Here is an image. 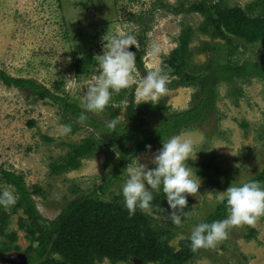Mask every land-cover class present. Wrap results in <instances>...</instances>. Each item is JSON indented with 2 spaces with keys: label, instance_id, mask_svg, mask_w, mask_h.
Wrapping results in <instances>:
<instances>
[{
  "label": "rangeland",
  "instance_id": "obj_1",
  "mask_svg": "<svg viewBox=\"0 0 264 264\" xmlns=\"http://www.w3.org/2000/svg\"><path fill=\"white\" fill-rule=\"evenodd\" d=\"M220 1L224 9L237 7L247 10L250 18L264 20V0H0V70L14 77L34 78L51 92L85 109L86 86L99 74L98 55L102 54L110 36L125 29L136 36L138 50L142 52L145 72L134 69L137 83L150 65L159 67L168 76L165 57L177 46L178 35L187 27L191 34L183 58L189 70H202L209 58H216L219 50L227 47L220 32L231 38V44H240L236 51L240 60L249 56L264 60V41L246 44L224 28L214 30L204 14L188 9L191 4L205 2L206 6H212ZM151 42L158 43L161 48L155 57L149 55ZM84 57H88L87 64L82 63ZM73 82L80 88L70 87ZM136 87L134 84L125 89L119 101L111 97V110L90 113L106 118L117 108V118L122 120L128 95H132L135 113L142 118L145 127L153 126L159 113L145 106L141 111L137 109ZM193 91L192 86L168 87L167 93L153 103L162 101L170 110L186 109L191 105ZM216 108L210 122L178 134L191 139L197 151L186 163L196 174V163L202 159L211 160L227 173L229 183L250 180L264 166V81L219 83ZM64 116L60 106L50 100L5 86L0 81V166L23 176L38 212L46 221L53 220L71 200L92 193L108 177L113 179L111 186L102 195H96L97 198L107 201L118 196L127 168L136 160L148 168L155 167L152 157L160 148L156 146L139 152L124 166L119 159L115 160L116 153L107 150L99 133L85 126L63 132ZM91 135L99 140L102 149L93 157L80 159L76 169L49 173V163L60 162L61 156L71 150L69 145L80 144ZM108 156L112 161L105 167ZM199 180L198 192L185 194L190 202L189 216L181 214L179 227L168 224L166 206L155 201L156 195L162 193L160 189L153 192L150 213L138 208L174 250L180 248L182 240L188 239L194 225L210 218L220 204L215 202L217 191L227 187L224 175L219 177L217 190L205 179ZM5 188L15 193L13 186L0 175V189ZM25 217L18 207L5 225L6 233H16V244L22 252L29 240L26 232L18 227V221ZM3 240L6 241L0 236V246ZM12 252L15 251L3 253ZM31 264H40V261L34 260ZM93 264L111 263L103 259ZM116 264L135 262L131 258L129 263ZM187 264H264V215L252 226L231 228L225 240L214 248L196 253Z\"/></svg>",
  "mask_w": 264,
  "mask_h": 264
},
{
  "label": "trees",
  "instance_id": "obj_2",
  "mask_svg": "<svg viewBox=\"0 0 264 264\" xmlns=\"http://www.w3.org/2000/svg\"><path fill=\"white\" fill-rule=\"evenodd\" d=\"M220 3L206 6L205 2L191 4L188 9L201 12L214 30L226 29L236 35L246 44H255L264 41V20L250 18L247 10L237 7L224 9ZM251 6H247L250 9ZM189 27L178 35L177 46L165 57L167 68L165 72L170 77L167 87L176 85L192 86L191 105L182 110H170L164 102H142L136 105L140 111L145 106L153 112L159 113L153 126L145 127L142 118L134 111V98L128 95V104L124 109L122 120L117 118L119 109L112 110L106 118L86 112L76 103L61 97L34 78L14 77L0 70V81L5 86H12L50 100L60 106L66 116L64 122L70 125V130L76 131L78 127H88L100 135L107 150L116 153L115 160L123 162L124 166L139 153L151 147H161L164 140L178 135L188 129H194L210 122L215 112L217 100V86L219 83L233 84L238 81L259 79L264 81V60L256 56L254 58L237 57V49L240 44H231V38L220 32L226 41L227 47L220 49L216 58H209L202 70H189L184 55L188 51V42L191 34ZM223 34V35H222ZM245 44V45H246ZM129 50L135 52V68L144 73L141 53L134 46ZM240 54L244 55L242 52ZM82 63H88V57H84ZM125 89L119 93H113L112 99L119 101L125 94ZM112 102L103 111L111 110ZM86 112V119L78 121L81 113ZM118 120L115 129L108 127V122ZM241 125H245L241 123ZM71 150L65 156H61L60 162H51L48 165L50 174H60L79 167L80 159L93 157L99 149H102L99 140L94 136L82 139L80 144L69 145ZM150 146V147H148ZM111 156L106 158L104 166L107 167ZM115 162V161H114ZM115 163H118L116 161ZM118 165H120L118 163ZM195 172L199 178L206 180L208 184L216 188L220 176H225L224 185L229 184V176L224 170H220L211 160L202 159L195 164ZM0 175L12 185L17 195L15 205L5 209L0 207V236L2 252L19 251L16 244V233L5 232V225L10 214L21 207L25 219H19L18 227L26 232L29 244L24 253L29 264L32 261H40V264H93L95 260L107 259L111 264L117 262H130V259L140 260V264H187L196 253L205 248L192 251L189 239L182 240L178 250H174L162 240V232H158L150 223L145 214L138 209L134 215L129 216L124 207L123 198L119 194L111 200L98 199L113 179L108 177L102 184L93 189L88 195L71 200L62 211L50 221L44 220L38 212L31 192L27 189L21 174L6 170L0 166ZM250 180H259L264 184V166ZM97 195V196H96ZM155 201L164 203L168 224L172 225L169 218V209L165 195H156ZM154 201V202H155ZM185 211L190 210V202L187 199ZM225 205L220 203L210 218L204 222H212L225 218ZM59 254L62 260L54 258Z\"/></svg>",
  "mask_w": 264,
  "mask_h": 264
},
{
  "label": "clouds",
  "instance_id": "obj_3",
  "mask_svg": "<svg viewBox=\"0 0 264 264\" xmlns=\"http://www.w3.org/2000/svg\"><path fill=\"white\" fill-rule=\"evenodd\" d=\"M129 46L138 49L137 38L128 29L118 31L107 40L105 49L98 55L99 74L86 86L84 92L86 112H102L110 103L113 93H119L134 84L137 85V104L155 102L167 93L170 80L159 67L150 65L144 77L137 83L133 76L136 54L129 50ZM160 52V45L151 42L149 55L155 57ZM70 87L80 88V85L73 82ZM86 112L81 113L78 121L83 122L86 119ZM117 124L118 120L114 119L108 122V127L115 129ZM70 127L64 125L63 132H69ZM161 143L162 146L151 161L155 167L148 168L144 164H138L136 160L134 165L127 168L120 195L131 216L138 208L150 213L153 192L162 190L171 209L169 218L179 227L182 225L181 214L184 217L189 216L185 211L188 203L185 194L197 193L200 184L199 178H193L196 174L186 163L188 159L195 157L197 151H194L191 139L179 135H173ZM16 202L17 196L12 190L0 189V207L7 209ZM215 202L225 205L227 215L220 220L194 225L188 237L192 251L214 248L228 237L229 230L233 227L254 225L256 220L264 215V184L259 180L230 182L223 191H217ZM54 258L62 260L58 253L54 254Z\"/></svg>",
  "mask_w": 264,
  "mask_h": 264
},
{
  "label": "water",
  "instance_id": "obj_4",
  "mask_svg": "<svg viewBox=\"0 0 264 264\" xmlns=\"http://www.w3.org/2000/svg\"><path fill=\"white\" fill-rule=\"evenodd\" d=\"M0 262L6 264H29L27 256L22 251H16L9 254L0 252ZM135 264H140V260L134 259Z\"/></svg>",
  "mask_w": 264,
  "mask_h": 264
}]
</instances>
